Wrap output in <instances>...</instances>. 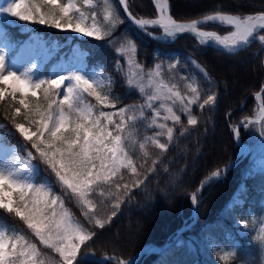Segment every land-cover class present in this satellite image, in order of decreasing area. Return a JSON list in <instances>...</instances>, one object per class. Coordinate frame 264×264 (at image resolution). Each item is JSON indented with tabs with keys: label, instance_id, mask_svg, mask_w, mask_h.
<instances>
[{
	"label": "snow or ice",
	"instance_id": "1",
	"mask_svg": "<svg viewBox=\"0 0 264 264\" xmlns=\"http://www.w3.org/2000/svg\"><path fill=\"white\" fill-rule=\"evenodd\" d=\"M153 3L156 18L134 15L129 9V0H10L0 8V13L102 41L112 37L125 23L120 15L122 9L126 19L146 35H152L150 27H158L162 35L155 38L163 42L187 33L200 44L211 42L228 54L246 50L254 42L264 46V11L241 15L215 10L201 19L185 22L172 16L170 0H153ZM208 23L229 26L228 34L205 30L202 26ZM115 52L126 58V85L141 94L143 104L117 109L118 100L109 88L111 78L104 77L102 72L89 74L79 68L67 74L38 78L35 64L17 71L9 67L7 51L0 50V102L10 99L12 127L30 145L22 157L17 149H11L9 154L0 144V152L4 153V162L0 163V210L21 221L31 236L15 229L9 234L7 228H0V264H78L81 250L96 235L85 222L103 229L125 200L131 198L133 189L144 185L157 172L161 157L173 143L176 126H182L178 113L186 115L188 126H196L199 119L193 114V106L200 110L206 106L209 110L215 109L218 100L212 90L215 83L195 61L193 64L209 87L202 91L195 77L182 76V92L179 84L165 79L161 64L145 71L137 62V45L131 39L121 42ZM178 63L168 65L169 73ZM121 70L117 62L116 71ZM88 98H93L95 103ZM255 99L260 102L259 108L253 117H245L242 126L258 124L264 136V86L255 93ZM105 108L116 110L104 111ZM146 110L151 113L150 117ZM137 121H144L148 129L159 131L138 139ZM188 131L182 126L180 135ZM233 132L239 138V128L234 127ZM149 146L159 150L157 157H152ZM137 150L139 159H134L133 152ZM33 161L45 166L55 184L51 180L35 182L39 165ZM163 171L168 172V168L165 166ZM225 172L226 169L213 171L201 188ZM177 178L178 174H170V181L175 182ZM57 185L60 194L54 190ZM198 195V192L191 194L193 205ZM65 196L78 206L85 222L78 220L66 206ZM105 201L112 210L102 215L99 209ZM252 219L256 228L254 239L264 250V218L258 224L255 217ZM240 223L249 227L248 221ZM40 246L55 255L48 257ZM234 256V251H225L220 259L228 264ZM108 259H116L117 264H130L123 258L109 256Z\"/></svg>",
	"mask_w": 264,
	"mask_h": 264
},
{
	"label": "trees",
	"instance_id": "2",
	"mask_svg": "<svg viewBox=\"0 0 264 264\" xmlns=\"http://www.w3.org/2000/svg\"><path fill=\"white\" fill-rule=\"evenodd\" d=\"M170 8L172 16L178 21H190L215 10L241 15L254 14L264 11V0H170ZM129 9L136 16H156L150 0H129ZM120 15L125 18V23L118 27L112 37L102 41L87 36L77 37L51 25L19 21L15 17L0 19V25L5 27L3 39L10 45L8 62L23 41L32 34L67 47L77 44L87 53V67H99L111 78L109 88L111 95L118 100L117 109L144 103L138 91L127 87L124 77L127 71L126 58L119 57L115 52L125 39H131L137 45L136 59L145 71L160 62L165 66L175 63L172 60L174 57L179 63L173 73L187 68L192 73L190 76L195 77L201 85L202 91L207 90L208 82L200 70L192 65L195 61L215 83L212 89L218 95L215 109L209 110L206 106L200 110L193 106V114L199 119L196 126H188L186 115L178 113L181 115L182 126L189 131L181 136L182 126H176L173 143L168 153L161 157L162 164L157 166V172L151 174L144 185L133 189L131 198L125 200L111 223L103 229L87 224L74 201L70 202L67 196L64 197L73 215L96 233L86 248L81 250L78 264H101L96 256L104 254L127 260L149 242L163 245L169 241L166 247L157 252L142 254L134 264H224L220 256L230 250L235 252V256L228 264H264V250L254 239L256 231L250 220L252 216L261 214L264 207V170H252L262 135L258 124L242 126L245 117H253L259 108L255 93L264 84V48L259 49V43L254 42L246 50L228 54L201 45L188 35L171 43H159L131 25L122 10ZM202 27L215 29L216 26L210 24ZM226 30L221 28V32ZM117 62L122 69L120 72L116 71ZM52 64L53 60L43 64L39 78L50 77L49 68ZM177 82L184 91V81ZM88 99L95 103L93 98ZM10 103V99L0 102V143L15 146L21 154H26L25 149H29L30 145L12 127ZM168 123L171 126L172 122ZM234 127L239 128L241 142L250 148L246 155L237 156L239 145L235 140ZM155 131L159 129H148L143 121L136 123L138 139L144 135H153ZM164 140L162 137L161 141ZM149 151L153 158L159 155V150L151 146ZM139 155L138 150L133 152L134 159H139ZM232 160V166L223 176L197 191L206 176L217 169H225ZM33 162L39 165L36 183L51 180L55 184L45 166L39 161ZM165 166L168 172L163 171ZM170 174H178L175 182L170 181ZM125 179H128L127 173ZM241 183L243 187L239 194L242 201L231 204L232 195ZM54 190L57 194L61 192L58 185ZM196 191L199 195L193 206L190 196ZM111 210L107 201L99 209L102 215ZM236 218L248 221L252 229L247 234H241L239 226L234 223ZM0 226L6 227L9 234L15 229L31 238L21 221L2 213V210ZM175 234L177 237L172 240ZM40 247L48 257L55 255L43 249V246ZM86 251H92L96 256L84 258ZM116 261L109 259L107 264H116Z\"/></svg>",
	"mask_w": 264,
	"mask_h": 264
},
{
	"label": "rangeland",
	"instance_id": "3",
	"mask_svg": "<svg viewBox=\"0 0 264 264\" xmlns=\"http://www.w3.org/2000/svg\"><path fill=\"white\" fill-rule=\"evenodd\" d=\"M9 2L10 0H0V8L6 6ZM6 16L8 15L0 13V19ZM206 25H210V23ZM211 25L216 26L215 29L212 28V29H207V30H213L220 35H223L229 31V27L227 26H222L218 24H211ZM221 28H227V30L221 32ZM4 31H5V27L0 25V50H6L8 53L10 49V45H8L6 41L3 39ZM63 31L65 33L72 34L77 37H84L83 34L75 33V32H72L71 30H63ZM86 55L87 53L84 50L80 49L77 44L67 47L63 44H59L57 41L48 42L32 34L29 39L24 40L23 43L19 46L15 56L8 62V64H9V67L14 68L17 71H22L24 68L28 67L30 64H35L36 65L35 75L36 77L39 78L40 71L43 67V64L48 63L53 60V64L49 68L50 77L55 76L56 74H67L70 71L82 68L84 72H87L89 74L93 72H97V73L102 72L104 77L107 78L108 76L104 73V71L101 68L99 67L88 68L87 67ZM172 60H174L175 63L177 61V59L174 57H172ZM159 64H161L163 67L165 79L171 80V82H175L177 84H178L177 81L179 82L182 81L180 77L184 75L190 76L192 74L187 68H182L181 70H178L175 73L173 72L169 73L168 65L165 66L163 62H160ZM192 65L194 68H196L193 62H192ZM197 70L199 69L197 68ZM172 77H175V79L172 80ZM181 91L183 92L182 88H181ZM146 115L150 117L151 113L146 110ZM137 122H140V121H137ZM143 123L145 124V127H147L146 122L143 121ZM259 141H260V144H259L258 149L256 150L255 158L252 164V170L254 171L264 170V136H261ZM3 146H4V149L8 150L9 154H11L10 150L15 148V146H8V145H3ZM249 150L250 148L247 145H245L243 148L242 154L246 155L249 152ZM19 155L22 157L26 156V154H21L20 152H19ZM3 162H4V153L0 152V163H3ZM32 163L36 164L34 162ZM242 187H243V183H241L239 185V188L233 193L231 201H230L231 204L234 202L242 201V197L239 194ZM253 217H255V224H258L259 221L262 218H264V207H263V211L261 212V214H259L258 216H252L250 218V220L254 223L252 219ZM234 223L237 226H239L238 230L241 234H247L248 230L252 229L251 224H249L248 228H245L244 225L240 223V219L236 218ZM0 228H6V227L0 226ZM255 231H256V228H255ZM84 255L90 258H94L96 256L95 253L92 251H86ZM109 256L113 257V255L104 254L101 256H96V258L101 264H107L109 260L108 259ZM116 264H117V261H116Z\"/></svg>",
	"mask_w": 264,
	"mask_h": 264
},
{
	"label": "water",
	"instance_id": "4",
	"mask_svg": "<svg viewBox=\"0 0 264 264\" xmlns=\"http://www.w3.org/2000/svg\"><path fill=\"white\" fill-rule=\"evenodd\" d=\"M151 2H152V5H153V7H154V3H153V0H150ZM119 5V4H118ZM155 9V8H154ZM122 10V9H121ZM122 12H123V10H122ZM123 14L125 15V13L123 12ZM125 17H126V15H125ZM138 17H141V16H138ZM203 17V16H202ZM202 17H199V18H197V19H201ZM144 18H147V17H144ZM153 18H156V17H153ZM130 22V21H129ZM186 22V21H185ZM130 24L132 25V23L130 22ZM210 24H217V23H210ZM219 25V24H218ZM135 27V26H134ZM227 27H229V26H227ZM136 28V27H135ZM137 29V28H136ZM156 30V31H155ZM149 31H151L152 32V35L151 36H149V35H146V34H144L143 32H141L142 34H144L145 36H147L149 39H151V40H154V41H156V42H159V43H171V42H173V41H175L177 38H179V37H181V36H184V35H188V36H191L192 38H194L197 42H199V40L197 39V38H195L193 35H191V34H187V33H185V34H180L176 39H174V40H170V41H168V42H163V41H161V40H159V39H156L155 37H158V36H160V35H162V31L157 27V28H149ZM202 45V44H201ZM259 45H260V47H259V49H261V48H264V46H262L260 43H259ZM204 46H210V47H213V48H215V49H217V50H219V51H221V52H224V53H227L222 47H218V46H216L215 44H212V43H210L209 42V44H204ZM249 47V46H248ZM248 47H247V49H248ZM263 86H264V84H263ZM258 102V105H259V101H257ZM238 126H240V124L238 125ZM235 140H236V142L238 143V145H239V150H238V153H237V156H239V155H241L242 154V151H243V148H244V144L241 142V140H240V136H239V138H237L236 136H235ZM243 155H245V154H243ZM234 162V160H232V161H230V163L225 167V169H226V171L232 166V163ZM212 173V172H211ZM211 173L208 175V176H206L202 181H201V183H200V185H199V187L197 188V191L199 190V189H201V185L204 183V181H206V180H208V177L211 175ZM225 174V173H224ZM223 174V175H224ZM222 175V176H223ZM196 191V192H197ZM194 206V205H193ZM194 215L195 216H197V212L196 211H194ZM183 227H181L180 229H182ZM179 229V230H180ZM177 237V234H175L173 237H172V240L173 239H175ZM171 241H169V242H166V243H164L163 245H157V244H154V243H152V242H149V243H147V244H145L144 246H142L133 256H131L130 258H128L127 260L130 262V264H134V262L142 255V254H144V253H150V252H157V251H159V250H161L162 248H164V247H166L169 243H170ZM81 256H79L78 257V259L80 258ZM83 257L85 258V257H87V256H85V255H83ZM97 259V258H96Z\"/></svg>",
	"mask_w": 264,
	"mask_h": 264
},
{
	"label": "bare ground",
	"instance_id": "5",
	"mask_svg": "<svg viewBox=\"0 0 264 264\" xmlns=\"http://www.w3.org/2000/svg\"><path fill=\"white\" fill-rule=\"evenodd\" d=\"M205 30H207V29H205ZM209 31H213V30H209ZM228 34V32L227 33H225V34H223V35H227ZM211 43V42H210ZM213 44V43H212Z\"/></svg>",
	"mask_w": 264,
	"mask_h": 264
}]
</instances>
